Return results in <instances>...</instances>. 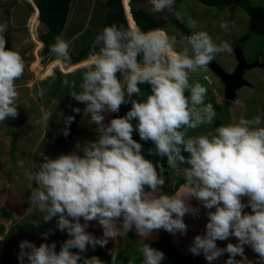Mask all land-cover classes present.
<instances>
[{
  "label": "clouds",
  "instance_id": "clouds-1",
  "mask_svg": "<svg viewBox=\"0 0 264 264\" xmlns=\"http://www.w3.org/2000/svg\"><path fill=\"white\" fill-rule=\"evenodd\" d=\"M149 3L153 13L167 10L180 18L175 0ZM186 26L190 34L178 38L162 29L106 25L93 39L79 83L62 81L67 94L85 105L74 108L72 114L79 119L83 109L88 122L96 125V138L69 153L49 156L41 151L38 166L29 169V203L44 214L41 223L55 218L56 228L66 231L68 238L58 251L55 241L47 242L52 229L41 234L39 246L21 240L19 264H105L98 253H91L97 246L102 257L111 255V264H117L124 249L104 251L109 239L127 238L133 230L143 238L160 229L184 235L188 229L185 215L200 213L191 204L193 198L207 210L208 219L205 232L194 236L191 254H182L184 257L203 254L211 264L227 253L225 264H254L245 253L247 245L256 253L255 264H264V112L189 134L213 125L217 116L213 104L206 102L208 89L199 81L190 82V73L203 75L217 55L231 54L233 47L228 40H214L191 17ZM219 26L230 34L234 22L222 19ZM7 31L8 23H0V123L18 117L16 82L25 70L19 51L6 47ZM49 47L58 62L70 61L67 40L56 36ZM203 79L213 83L207 75ZM141 85H147L148 91H142ZM38 95L43 96L44 89ZM128 103L131 108L125 115L105 123L106 114L118 113ZM72 114L64 118L65 135ZM49 120L48 114L42 118L46 125ZM134 131L141 140L153 142L149 154L166 157L167 172L185 166L182 194L164 192V166L145 158L143 145L133 138ZM18 164L24 166L23 161ZM247 208L251 211H245ZM92 221L102 228L101 236L88 231ZM230 237L237 242L232 243ZM218 240L229 242L219 247ZM138 254L139 264H162L165 259L163 251L145 242ZM128 264L136 261L128 260Z\"/></svg>",
  "mask_w": 264,
  "mask_h": 264
},
{
  "label": "rangeland",
  "instance_id": "rangeland-1",
  "mask_svg": "<svg viewBox=\"0 0 264 264\" xmlns=\"http://www.w3.org/2000/svg\"><path fill=\"white\" fill-rule=\"evenodd\" d=\"M31 1V2H28ZM36 1V2H35ZM124 1V0H123ZM122 1V2H123ZM129 1V0H128ZM252 6L261 5L264 8V0H249ZM197 2V3H196ZM202 2V1H201ZM200 0H182L180 4V10L184 11L181 13L180 18H178V22H170L166 21L167 18H170L172 12H168L165 10L164 12L153 13L156 20L159 22L162 20L164 21L163 24L158 29H162L166 31L169 35H175L178 38L182 35H188L189 28L186 26V21L189 17L196 20L198 24L206 30L214 40L217 42L221 40H228L232 42L233 52L231 54L223 53L219 54L215 57L216 60L226 71H233L237 60L236 54L234 50V45L238 44L240 49L244 52L246 60L249 62H254L256 60H260L261 63L264 64V34H260V32H256L254 30L255 25L251 22L252 16L249 15L246 8L240 5H227L223 7H218L215 5H210L206 3H201ZM39 3L43 11H47L48 8V1L46 0H0V23L7 22L8 23V31L11 32V47L15 48L19 51L21 56L25 61V70L22 78L18 80L17 89L19 92V98L17 103L18 105V117L10 118L5 122L0 123V232L4 231L6 228L12 226L13 229L15 228V234L8 237L6 241V251H4V255L9 256V254H17L19 253V242L21 240L27 239L34 242L33 237H36L35 234L40 233L34 226L31 225L33 223H24L18 224V222H22L26 218L28 214L29 217L37 222L41 223L42 218H35L37 214H44L38 210L36 206L33 210L35 205H31L28 201V194L29 190L27 189L28 180L25 177V174L31 168L32 163L29 159H26L27 155L29 157L41 159L39 157V153L44 148V146H40L41 143L46 140V137H43L41 134V122L38 123V127L35 125V129H29L28 126L29 121L32 118V114L37 117L41 121V116L45 114L51 113V116L54 117V113L58 112V109L63 110L62 105L68 106L66 101L71 100L73 102V98L67 94L68 88L65 87L62 81L66 77L69 80H76L73 74H76L80 71V68H84L85 65L76 68L74 71L65 73L63 71L62 74H57L56 72H60L59 70H64L65 63L71 64L74 61H77L81 58L89 57L88 55H80V47L77 44V40L72 38L71 40L67 37L66 34L62 36L66 37V40L69 39V53H70V61H57L54 55L50 51V45L55 42V39H49L47 42H44V36H47L49 32L47 24L41 21L39 18L38 25L36 27V36H34L33 32H29L28 21L29 17L34 13L36 17L40 14V7L38 6ZM82 8H89L91 5L90 1L82 2ZM140 6V4H138ZM141 7V6H140ZM144 7V6H143ZM145 9L150 11L151 4H145ZM41 12V11H40ZM151 12V11H150ZM227 20L234 22V27L231 30L230 34H226L220 28L221 20ZM32 23V22H31ZM182 24V25H181ZM129 25V23H128ZM80 23L73 27L74 29L78 28ZM130 27V26H129ZM34 28V27H32ZM188 31V32H187ZM249 33V34H248ZM86 35V34H85ZM82 37V39L85 37ZM95 35H92L91 38L94 39ZM68 38V39H67ZM235 39V40H234ZM237 42V43H236ZM241 42V43H238ZM39 54V58L36 57L35 52ZM88 59H85L84 62H88ZM34 61V62H33ZM38 65V67L34 66ZM56 66V67H55ZM43 67V68H42ZM60 68V69H58ZM53 69V71H52ZM52 71V74L49 75ZM46 76L45 78L38 77L39 75ZM60 78V85L55 86L52 83L54 76ZM203 75H207L213 81L212 84H208L207 81L203 79ZM190 73V82L199 81L200 83L204 84V86L208 89L207 92V100L206 102H212L216 104L217 107L213 106L217 112V116L215 119V123L211 126H203L200 129L190 131V135L198 134L201 132H206L211 128H215L219 126L221 123L237 121L239 118L244 116V110L246 103V110H245V117H250V111L252 109V104H256L259 112H264V95H260V92L264 90V67L256 66L247 72H245L244 76L247 77L248 80H251L257 91L254 94V97H250L248 93L251 94V88L247 86L239 88L237 91L240 92L238 96V100H226L224 99V85L215 73L207 68L206 73ZM51 78V79H49ZM79 83V82H78ZM65 88V89H64ZM44 89V95H38V90ZM261 90V91H259ZM246 92V93H245ZM245 93V94H242ZM259 93V94H258ZM258 94V95H257ZM249 97V98H248ZM248 98V99H247ZM43 99V101H42ZM263 102L260 103V101ZM45 103V105L43 104ZM77 104H81L77 102ZM243 103V104H242ZM40 113L37 111L38 107H40ZM48 106V107H46ZM36 107V108H35ZM46 108L44 113H42V109ZM248 107V108H247ZM35 108V110L33 109ZM122 115L130 110L131 104H123L121 105ZM48 109V110H47ZM64 111V110H63ZM29 112V114H27ZM74 113V112H73ZM82 113V112H81ZM80 113V114H81ZM72 114V113H71ZM32 115V116H31ZM108 115V114H106ZM105 115V116H106ZM55 118V117H54ZM53 118V119H54ZM62 123V121H60ZM134 126H135V122ZM36 124V123H34ZM15 126V128L13 127ZM48 129L52 130L53 125H48ZM63 127V126H62ZM82 131V129H80ZM84 131V130H83ZM53 136V135H51ZM50 136V137H51ZM89 137L96 138L95 134H91ZM133 138L140 142L143 145L144 151L148 153V156L142 153L145 158L150 159L154 165L157 164V161L162 162V164L167 165L166 157L161 158L154 154H149L148 149L153 148L154 144L151 141H143L140 139L138 132H133ZM75 140L78 144H82L84 141L89 140L88 137H81L80 133L75 134ZM93 140V139H92ZM53 152L51 156H56L58 152V146L55 145L53 141ZM75 151V150H74ZM143 152V151H142ZM23 161L24 166L20 167L18 162ZM40 160L37 162H33L34 165L38 166ZM168 167V165H167ZM185 166L181 165L176 169H169L168 173L166 174L165 178V185H164V192L169 194H182L185 190L186 185L180 186L179 189L175 187V184L179 180V178L185 179L184 176V169ZM158 171V170H157ZM169 174V175H168ZM196 202V203H195ZM191 204L194 207L200 208V213L198 216H193L191 214H186L184 217V221L188 226L187 232L184 235L180 233L170 234L169 232L165 231L163 238H159L161 229L154 230L150 236L147 238L139 237L137 235V239L135 240H111L109 239L108 244L106 247H102V249L106 252L111 253L113 249L119 251L121 249H129L131 248L132 251L129 253L131 259L128 260H135L136 264H139V241L142 243L150 242V241H157L158 245L156 246L157 249H160L165 254V259L162 264H174L175 262L172 260L170 256H167L166 249L169 245H175L180 248L183 252L190 253L189 247L192 243V240L195 235L203 234L205 232L206 223H207V210L203 208L199 202L193 198L191 200ZM33 210V211H32ZM32 211V212H31ZM245 211H251L250 208L245 209ZM31 212V213H30ZM30 220V219H29ZM83 222V220H81ZM43 223V222H42ZM46 225V228L52 229L53 232L49 234L47 238V242L55 241L57 244V250H59L60 243L68 237L66 231H60L56 228L55 218L50 223H43ZM16 225V226H15ZM12 229V230H13ZM88 231L96 233V236L102 235V228L99 226L98 223L95 221L90 222ZM28 232V233H27ZM133 234L135 230L131 231ZM65 234V237H64ZM1 236V235H0ZM42 237V236H41ZM139 240V241H138ZM229 240L232 243H236L235 237H230ZM229 240L225 241H217V245L219 247H226ZM43 241V239H42ZM16 242V247L13 245ZM35 243V242H34ZM41 243V242H40ZM12 244V246H11ZM3 247V245H2ZM11 247H15L12 248ZM119 248V249H118ZM10 249V250H9ZM179 249V250H180ZM180 250V251H181ZM2 253V248H1ZM182 253V252H181ZM245 253L249 259L253 260L255 264L256 260V253L249 246H245ZM183 254V253H182ZM92 254H88L91 256ZM184 255V254H183ZM111 256V255H110ZM1 257V256H0ZM106 257V256H105ZM105 257H99L105 264H111V258L105 259ZM198 257L205 263L209 264V262L205 259L203 254L198 255ZM228 258V254H223L218 260H214L211 264H225V261ZM1 259V258H0ZM237 259H240L237 256ZM128 260L122 259L121 257L118 258L117 264H128ZM11 261L8 263L10 264Z\"/></svg>",
  "mask_w": 264,
  "mask_h": 264
},
{
  "label": "crops",
  "instance_id": "crops-1",
  "mask_svg": "<svg viewBox=\"0 0 264 264\" xmlns=\"http://www.w3.org/2000/svg\"><path fill=\"white\" fill-rule=\"evenodd\" d=\"M86 1H90L91 2L90 7L87 8V9L81 7L82 6L81 5L82 2H86ZM107 1L108 0H70L68 11H67V15H66V19H65V22H64V25H63V28H62V33H61L60 36L66 40V37H64L62 35L63 34H66V35L68 34L67 37L70 40L72 38L77 40V44L80 47V49L87 48L88 46H91L92 42H93V38H91L92 35H96L106 25H111L113 23L118 24V25L120 24L118 21L115 20V18H114V9H112L111 7H109L107 5ZM181 1L182 0H180L179 3L174 8L175 12L180 13V16H181V13H184V11H181L180 8H179L180 4H181ZM28 2H31V1H28ZM201 3H203V2H201ZM145 4H150L149 0H145L144 1V3H143L144 7H145ZM258 6H261V5H258ZM145 10H147V9H145ZM34 17L37 18L36 15H34V13H32V15L29 17V21H28L29 32H30V34L34 33L33 35L36 36V38H38V36L36 34V27L38 25V20H34L33 21ZM78 22L80 23V26L78 28L74 29L73 27H75V25L78 24ZM32 27H34V28H32ZM31 31L33 33H31ZM84 35H85V37L82 39V37ZM69 39H68V41H69ZM88 58L85 57L84 59H82L79 62H75L74 61L75 63H71V64H68V65L65 63L64 70H62L60 68L59 69L61 71L65 72V73L72 72L76 68H78L80 66H83V65H86L87 63L84 62V60L88 59ZM34 66L38 67V65H35V64H34ZM262 67H264V65H262ZM83 70H84V68H80L79 72H77L76 74H73L75 76V78H76L77 83L79 82V80L81 78V74H82ZM52 71H53V69H52ZM52 71H51V73L49 75L52 74ZM61 71L59 73L58 72H56V73L61 75L62 74ZM49 75H46L44 77L39 75L38 77L45 78V77H47ZM64 78L67 79L66 77H64ZM245 78L247 79L246 76H245ZM49 79H51V78H49ZM248 81H249L250 84L247 87L251 88V90H250L251 94L250 93H248V94L250 95V97H254L253 93H255L257 91V89L255 88V85H254V83L251 80H248ZM52 83H54L53 85H55L56 87L59 86L60 85V78L59 77L57 78L56 75H55ZM259 91H261V90H259ZM245 93H242V94H245ZM236 94H237L236 99L238 100L239 99L238 96H239L240 92L237 91ZM262 94L264 95V90L260 92L261 96H262ZM42 101H43V99H42ZM261 102H263V100H261L260 103ZM67 103H68V106H64L65 104L62 105L64 111L58 109V112L54 113V117L55 118L53 116H51V113H50V115L48 114L49 117H50L48 125H53L54 128H52V130H49L48 129L49 126L42 122L43 116H41V124L40 125H41V131H43L41 134H43V137L44 136L46 137V140L43 142V144L41 143V145H40L42 147L44 146V148L42 150H41V148H39V150L40 151H44L49 156H51V153L53 152V146H52L53 141L58 136L59 130L62 128V126H64V118L67 117L68 113L74 112L73 111L74 108H76V107L81 108V106L84 105L82 103H81L82 105L81 104H77L74 99H73V102L71 100L66 101V104ZM43 104L45 105L44 102H43ZM244 106H245V110H246V103L244 104ZM46 107H48V106H46ZM84 107H85V105H84ZM35 108H33V109L35 110ZM40 108H41V106L38 107V109H37V111L39 113H40V111H39ZM45 109L46 108L43 107L42 113H44ZM245 110H244V116H242V117H245ZM81 112L82 113H81V115H80V117L78 119V122H77L76 132L71 136L70 140L64 146H59L57 155L60 154V153H69V152H72L74 150L75 151L77 150V141L78 140H75V134L76 133H78V134L80 133L81 137H85V139L88 137L89 140L94 139L93 137H89L91 134H95V136H96V132H95L96 125L94 123L90 124L88 122L89 115H85L83 113V109H82ZM249 113H250V117H253L254 115L260 113L258 111V108H257L256 104H254V105L252 104V109H251V111ZM27 114H29V112H27ZM122 114L123 113H122V110L120 108L118 113H110V114L106 115L105 116V123H107L111 118L116 117V116H121ZM32 115H31L32 118L29 121L28 126L30 127L29 129H33L34 130L35 126L36 127L39 126L37 121H40V120L37 117L34 116V113ZM44 115H45V113H44ZM60 121H62V123H60ZM34 123H36V124H34ZM13 127L15 128V126H13ZM80 129H82V131ZM51 135H53V136H51ZM33 158L34 157H32V158L29 157L28 158V155L26 157V159H29V161L32 163L31 168H33V166H35L33 162L39 161L38 158H35L34 160H33ZM27 173H28V171L25 174L26 178H27ZM35 207L36 206H34L33 210L35 209ZM31 218L27 214L26 218L24 220H22V222H18V224H16V225L24 224V223H35V221H33ZM35 220H37V219H35ZM12 229H13V227L11 226L10 229L8 228L4 232H2V236L4 237V240L3 241L0 240V256H1L0 257L1 258L0 259V264H8L10 261H11L10 264H19V260L17 258L18 257L17 254H13V255L9 254V256H7V255L3 256L4 251H6V246H5L6 244L5 243L7 241V238L9 236H11V235H14L15 231H16L15 228L13 230ZM162 231H163V229H161V232ZM3 233H5V234H3ZM40 234H42V233H40ZM94 234L96 235V233H94ZM38 235L35 234L36 237H33L34 242H35V244L37 246H39L40 242H42V239H43V237H41L42 235L41 236H38ZM64 237H65V234H64ZM67 238H65V240ZM3 242H4L5 245L3 244ZM2 245H3V247H2ZM13 245L16 247V242ZM11 246H12V244H11ZM15 247H11V249L15 248ZM97 247L95 249H97ZM175 247L178 248L176 245H175ZM1 248H2V253H1ZM88 249H92V248L89 246ZM178 249H180V248H178ZM181 252L184 255H188V253L183 252L182 250H181ZM189 254H191V252Z\"/></svg>",
  "mask_w": 264,
  "mask_h": 264
},
{
  "label": "trees",
  "instance_id": "trees-1",
  "mask_svg": "<svg viewBox=\"0 0 264 264\" xmlns=\"http://www.w3.org/2000/svg\"><path fill=\"white\" fill-rule=\"evenodd\" d=\"M46 1H48V8H47L46 13H45V11H43L42 6L39 3H37L38 6L40 7V11H41L39 14V18L41 19L42 22H44L48 26L47 32H49V33L47 36H44V38H43L44 42H47L49 39H55L56 36L61 35L62 28H63L64 22L66 19L69 3H70V0H46ZM122 1L123 0H108L107 5L109 7H111L112 9H114L115 20L118 21L120 24L125 25V27L139 26L143 30L147 31L150 29H158L163 24L164 21L161 20L159 22V20L155 19L154 14L152 12L144 9L143 3L145 0H131V1L130 0L129 1L124 0L123 5H122ZM179 1L180 0H175L174 8L179 3ZM200 1H202L203 3L215 5L218 7H223V6H227V5L243 6L244 8H246L249 15L252 16L251 22L253 23V25H255L254 30L256 32L259 31L260 34H264V8H262V6H252V4L248 0H200ZM130 4H131V7H130ZM138 4H140L141 7L138 6ZM123 7H124V9H123ZM166 21L177 22V24L180 25V22H178V18L173 14V12L171 13L170 18H167ZM128 23H129V25H128ZM188 33L190 34V31ZM238 43H241V42H238ZM241 46H242V43H241ZM37 52L38 51H36L35 54H36V57L39 58V54ZM79 54L82 56L83 55H89L90 54V46H88L87 48H82L80 50ZM81 59H83V58H81ZM81 59H79V60H81ZM79 60H77V61H79ZM140 87H141L142 91H148L147 85H141ZM212 104H213V106L217 107L216 104H214V103H212ZM142 150H143V153L148 156V153L144 151L145 149H142ZM183 184H185V179L179 178V180L175 184V187L179 189V187L183 186ZM34 218H42V216H41V214L38 213L37 217L34 216ZM31 225L34 226V229L41 231L42 233L48 231V229L46 228V225L43 223H40L39 221H37ZM164 233H165V231L163 230L160 234V237L163 238L165 236L167 239V236L164 235ZM137 238H138L137 235L133 234L130 231L128 233V237L122 238V240H128L131 242V240L136 241ZM157 242H158V240L157 241H150L148 243L152 247L156 248V246L158 245ZM142 244L143 243L141 241H139V244H138L139 247L142 246ZM171 247H173V245L168 246V248L166 249L167 253ZM132 251H134V250H131L130 247H129V249L121 250V252L118 255V258L120 256L122 257L123 255H126L127 258H130V256H128V255ZM91 253L92 254L98 253V254H96V256H100V257L103 256V252L101 251L100 247H97V249H92ZM106 257L111 258L110 255H107ZM138 258H140V257H138Z\"/></svg>",
  "mask_w": 264,
  "mask_h": 264
},
{
  "label": "water",
  "instance_id": "water-1",
  "mask_svg": "<svg viewBox=\"0 0 264 264\" xmlns=\"http://www.w3.org/2000/svg\"><path fill=\"white\" fill-rule=\"evenodd\" d=\"M6 47H11V38H10V32L7 31L6 33ZM234 52L237 60V65L235 66L234 70L231 72L226 71L216 60H213L208 65V68L212 70L223 82L224 84V98L226 100H235L237 97V90L241 88L242 86H248L250 83L248 80L244 77V74L247 70L252 69L256 66H260L261 62L260 60H256L254 62H249L246 60L245 55L243 51L240 49L238 44L234 45ZM71 116L74 117L71 124L68 126V135L64 134V127L60 130L58 138L55 140V143L58 146H63L66 142L70 140V137L72 134L76 132L75 126L78 119L77 114H72ZM164 166V174H167V170ZM168 256H170L176 264H204L202 260L198 256L189 255L187 257H184L179 249L176 247H171L168 250Z\"/></svg>",
  "mask_w": 264,
  "mask_h": 264
},
{
  "label": "bare ground",
  "instance_id": "bare-ground-1",
  "mask_svg": "<svg viewBox=\"0 0 264 264\" xmlns=\"http://www.w3.org/2000/svg\"><path fill=\"white\" fill-rule=\"evenodd\" d=\"M34 20H38V17H37V18L34 17V18H33V21H34Z\"/></svg>",
  "mask_w": 264,
  "mask_h": 264
}]
</instances>
